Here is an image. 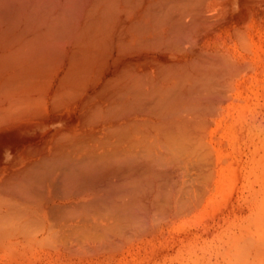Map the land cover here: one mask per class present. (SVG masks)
Returning a JSON list of instances; mask_svg holds the SVG:
<instances>
[{
	"label": "bare ground",
	"instance_id": "6f19581e",
	"mask_svg": "<svg viewBox=\"0 0 264 264\" xmlns=\"http://www.w3.org/2000/svg\"><path fill=\"white\" fill-rule=\"evenodd\" d=\"M240 184L264 0H0V264H211Z\"/></svg>",
	"mask_w": 264,
	"mask_h": 264
},
{
	"label": "rangeland",
	"instance_id": "374dc122",
	"mask_svg": "<svg viewBox=\"0 0 264 264\" xmlns=\"http://www.w3.org/2000/svg\"><path fill=\"white\" fill-rule=\"evenodd\" d=\"M258 186L257 183L254 185L253 188L256 187L254 189L255 192L258 191ZM238 187L239 186L235 188L230 203H225V205H223V203L219 204V206L221 205L223 207L219 208L218 206L219 210L217 214H214L213 217L207 216L208 218L206 221L208 224L216 223L217 226L220 227L218 228L219 233L216 239L217 241L213 239V237L211 238L212 234H208L209 238L215 240L219 244H223V247L220 245L218 252L210 247L207 249L205 248L206 251L208 250L207 252L205 251L206 253L204 252L205 254L203 252L201 253V250L204 251V249L198 250L199 255L204 254L205 257L209 256L206 257V259H209L211 264H217L218 260V264H264V201H246L245 197L248 195L249 191L242 187V185L240 186L242 188ZM238 191H241V194H239ZM236 193L238 195H236ZM245 194L247 195L245 196ZM226 225L229 228H227ZM211 253L213 254L212 257Z\"/></svg>",
	"mask_w": 264,
	"mask_h": 264
}]
</instances>
